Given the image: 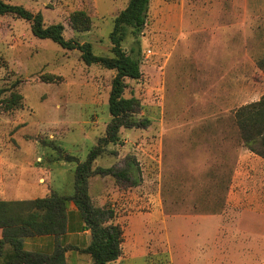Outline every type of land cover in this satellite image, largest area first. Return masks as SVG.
Returning a JSON list of instances; mask_svg holds the SVG:
<instances>
[{
	"label": "rangeland",
	"instance_id": "rangeland-1",
	"mask_svg": "<svg viewBox=\"0 0 264 264\" xmlns=\"http://www.w3.org/2000/svg\"><path fill=\"white\" fill-rule=\"evenodd\" d=\"M4 1L42 12L46 25L62 23L67 38L107 56L114 18L129 2ZM80 10L92 18L88 30L70 25ZM123 47L141 48L143 74L126 79L125 96L140 101L134 118L150 121L121 128L119 142L93 163L129 170V178H89L94 203L113 208L124 229V258L112 264H174L170 243L175 260L188 264L199 263L195 249L205 264H264V221L251 236L214 232L210 218L241 231L264 219V162L254 160L235 120L241 106L264 95V0H151L144 29L138 37L128 31ZM81 55L35 36L28 20L0 15V199L43 197L51 183L74 192L78 162L111 121L115 75ZM13 91L22 98L7 109ZM133 243L147 255L129 257ZM79 254L78 264L92 263L90 254Z\"/></svg>",
	"mask_w": 264,
	"mask_h": 264
},
{
	"label": "trees",
	"instance_id": "trees-1",
	"mask_svg": "<svg viewBox=\"0 0 264 264\" xmlns=\"http://www.w3.org/2000/svg\"><path fill=\"white\" fill-rule=\"evenodd\" d=\"M151 0H129L127 6L114 18V27L110 32L112 55H99L93 51L90 42H80L65 36L62 23L46 25L42 12H33L20 4L0 0V15L14 14L31 22L32 32L41 39H50L62 48L82 52L83 61L88 64H99L115 71L109 95V111L112 115L107 126L106 135L99 139L87 159L78 162L75 169V189L72 194L52 192L47 196L30 200L9 201L0 199V264H67L66 246L58 244L52 252L28 250L25 241L43 235L61 237L69 229L70 204L78 208L83 229L91 231L90 243L82 249L91 255V264H112L123 254L124 229L115 222L116 212L107 206L94 203L89 192V178L95 174H113L129 178V170H115L113 167L93 168L95 160L104 153L108 144L120 140L121 128H131L148 124L149 119L137 121L134 115L140 101L137 97L125 96L126 79H140L141 48L124 47L128 31L136 37L144 29ZM70 25L76 30H88L92 18L85 11H75L70 15ZM140 46V41H137ZM22 95L13 91L5 99L6 108L14 109L20 103ZM244 145L252 152L264 158V95L259 101L241 106L235 114ZM66 160H76L68 155Z\"/></svg>",
	"mask_w": 264,
	"mask_h": 264
},
{
	"label": "crops",
	"instance_id": "crops-1",
	"mask_svg": "<svg viewBox=\"0 0 264 264\" xmlns=\"http://www.w3.org/2000/svg\"><path fill=\"white\" fill-rule=\"evenodd\" d=\"M250 154H252L254 156V160L256 162H258V163L264 162V158L262 156L254 153L252 151H250ZM56 188L57 187L55 185H53L52 183L50 185H48V187L46 188L45 196H47L48 194H50L52 192L64 194ZM69 209L71 211V214L72 215L74 214L75 218L71 217L72 220L69 218V229L65 235H63L61 237H56L54 235H43V236H36L33 238H29L25 241V247L28 250H39V251H44V252H52L55 249V247L58 244H60L61 246L67 247V250H66L67 264H78L79 255H80L79 252H83L82 249H84L90 243L91 231L89 229H83V227H82L83 221H82L80 212L74 203L70 204ZM179 218H181V217H179ZM199 218H202V217H199ZM210 218L215 219L217 221V225H216L214 232L218 231L219 234L220 233L226 234L227 232H232L233 234H235V232L238 231V232H241V234H248L251 236L252 235L258 236L255 233L256 229H257L258 222L261 223L262 221H264V219L250 220L249 221L250 227L248 228V230L247 231H241V228H239V226H234V228L227 226L218 217H210ZM184 219H190V218H184ZM154 223L155 222H151V223L149 222L148 224L154 225ZM239 223H243V221L240 220ZM140 224L142 225V229H144V226L147 223L143 221V223H140ZM165 224H166V222H165ZM145 229L148 230V226H146ZM2 233H3V230L0 229V238L2 237ZM198 233H199L198 234L199 236L200 235L205 236L206 240H207L208 233H203L201 231ZM124 237H125V233H124ZM206 240H204V241H206ZM169 242H172V241L170 240ZM203 242H200V243H203ZM136 245L137 244L133 243L129 249H126L127 250L126 253L129 254V257L132 255L146 256L147 253L144 251V248L141 249V247H137ZM165 247H166V245L164 246V248ZM122 249L124 252L123 243H122ZM167 250H168L167 251L168 257L171 259L170 261L174 262V264H188V263H184V262H180V261L175 260L174 251H173L171 243L168 245ZM195 251L196 252L194 253L195 254L194 259L198 260L199 263H193V262L191 263L189 260V254L184 253V252L181 253V256H182L181 260L185 259L184 257H186L185 260L190 262L189 264H205L203 258H201V256H203V253H201V251L199 249H195ZM162 255H165V254H162ZM71 257H72V259H71ZM121 257H123V254H122V256H120L119 259H121Z\"/></svg>",
	"mask_w": 264,
	"mask_h": 264
}]
</instances>
